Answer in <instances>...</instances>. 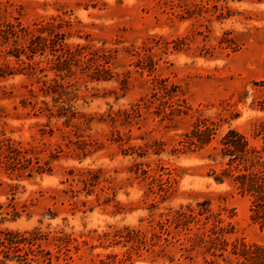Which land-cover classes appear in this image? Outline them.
Returning <instances> with one entry per match:
<instances>
[{"label": "rangeland", "instance_id": "rangeland-1", "mask_svg": "<svg viewBox=\"0 0 264 264\" xmlns=\"http://www.w3.org/2000/svg\"><path fill=\"white\" fill-rule=\"evenodd\" d=\"M249 172L264 0H0V264H264Z\"/></svg>", "mask_w": 264, "mask_h": 264}, {"label": "trees", "instance_id": "trees-1", "mask_svg": "<svg viewBox=\"0 0 264 264\" xmlns=\"http://www.w3.org/2000/svg\"><path fill=\"white\" fill-rule=\"evenodd\" d=\"M223 149L226 151V154L228 155L230 161L228 164H232L235 162L236 158H246V153L252 154L255 152L254 149H246L247 142L244 140L243 136L240 135L235 130H230L227 132V134L222 139ZM251 166L253 165V162L250 161ZM247 170V168H246ZM254 174L249 173H242L234 176L233 181L238 184V186L241 188V190L246 191L250 193L253 198V211H255V214L252 215V219L255 221L261 222V226L264 225V204L259 203L261 195L264 194V185L260 184V186L256 184L254 179ZM216 180L222 181L223 179L220 176L215 177Z\"/></svg>", "mask_w": 264, "mask_h": 264}]
</instances>
